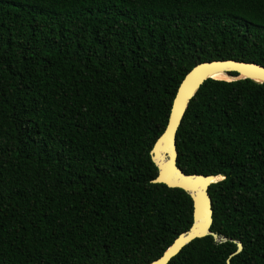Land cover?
Instances as JSON below:
<instances>
[{
    "label": "trees",
    "instance_id": "1",
    "mask_svg": "<svg viewBox=\"0 0 264 264\" xmlns=\"http://www.w3.org/2000/svg\"><path fill=\"white\" fill-rule=\"evenodd\" d=\"M264 65V0H0V264H146L192 219L150 157L196 63ZM210 229L167 264H264V82L205 79L176 130Z\"/></svg>",
    "mask_w": 264,
    "mask_h": 264
},
{
    "label": "water",
    "instance_id": "2",
    "mask_svg": "<svg viewBox=\"0 0 264 264\" xmlns=\"http://www.w3.org/2000/svg\"><path fill=\"white\" fill-rule=\"evenodd\" d=\"M215 72H223L231 77L224 80L250 78L256 82H264V65L237 59L200 61L184 74L172 100L164 130L150 149L151 160L157 168L156 175L151 181L183 189L192 200V219L186 230L178 233L157 258L146 264H167L195 238L211 235L217 242L227 240V237L210 229L213 212L212 200L208 192L209 185L224 178V174L185 173L176 164V130L191 97L205 79L214 78L212 74ZM232 241L236 244V248L226 258V264H230L231 257L241 252L243 248L239 240L232 239Z\"/></svg>",
    "mask_w": 264,
    "mask_h": 264
},
{
    "label": "bare ground",
    "instance_id": "3",
    "mask_svg": "<svg viewBox=\"0 0 264 264\" xmlns=\"http://www.w3.org/2000/svg\"><path fill=\"white\" fill-rule=\"evenodd\" d=\"M214 78H221V79H231V77L227 76V74L223 72H215L212 74Z\"/></svg>",
    "mask_w": 264,
    "mask_h": 264
}]
</instances>
